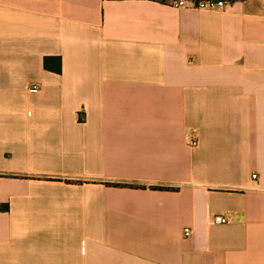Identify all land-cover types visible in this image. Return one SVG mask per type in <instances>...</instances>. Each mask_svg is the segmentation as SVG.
Listing matches in <instances>:
<instances>
[{"label":"crops","instance_id":"obj_1","mask_svg":"<svg viewBox=\"0 0 264 264\" xmlns=\"http://www.w3.org/2000/svg\"><path fill=\"white\" fill-rule=\"evenodd\" d=\"M0 264H264V0H0Z\"/></svg>","mask_w":264,"mask_h":264},{"label":"built area","instance_id":"obj_2","mask_svg":"<svg viewBox=\"0 0 264 264\" xmlns=\"http://www.w3.org/2000/svg\"><path fill=\"white\" fill-rule=\"evenodd\" d=\"M171 3L175 7H190L194 9H209V10H220L225 8L227 5V0H171ZM186 144L189 146H196L198 144V139L196 136H190L186 140ZM254 178H257V175H253ZM229 217L217 214L214 216V221L216 223H226L229 221ZM192 233V230L189 227L184 228V234L189 236Z\"/></svg>","mask_w":264,"mask_h":264},{"label":"trees","instance_id":"obj_3","mask_svg":"<svg viewBox=\"0 0 264 264\" xmlns=\"http://www.w3.org/2000/svg\"><path fill=\"white\" fill-rule=\"evenodd\" d=\"M163 1H165V0H163ZM119 185H122V184H119ZM155 188H158V189H165L164 187H155ZM6 206H4V208H5Z\"/></svg>","mask_w":264,"mask_h":264}]
</instances>
